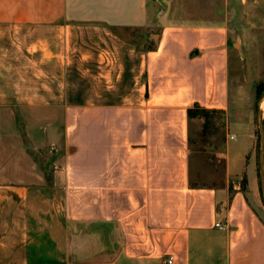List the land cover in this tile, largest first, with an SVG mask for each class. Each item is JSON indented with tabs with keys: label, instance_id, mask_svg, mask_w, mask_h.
<instances>
[{
	"label": "crops",
	"instance_id": "0c3cea01",
	"mask_svg": "<svg viewBox=\"0 0 264 264\" xmlns=\"http://www.w3.org/2000/svg\"><path fill=\"white\" fill-rule=\"evenodd\" d=\"M214 13L197 0H0V264H264L233 122L225 182L189 183L187 109L233 102Z\"/></svg>",
	"mask_w": 264,
	"mask_h": 264
},
{
	"label": "rangeland",
	"instance_id": "374dc122",
	"mask_svg": "<svg viewBox=\"0 0 264 264\" xmlns=\"http://www.w3.org/2000/svg\"><path fill=\"white\" fill-rule=\"evenodd\" d=\"M197 1L212 8L220 21L229 27V76L233 102L229 112H200L189 118V183L221 186L225 182L227 124L231 121L230 125L237 128L234 130L237 138L230 143L237 145L241 142L243 149L248 151L245 163L255 177L256 202L264 217V192L259 170L264 108L258 104L264 98V0ZM82 112L76 111L77 118H82ZM262 164L264 167V151ZM239 182L240 188H245L246 174Z\"/></svg>",
	"mask_w": 264,
	"mask_h": 264
},
{
	"label": "trees",
	"instance_id": "16d2710c",
	"mask_svg": "<svg viewBox=\"0 0 264 264\" xmlns=\"http://www.w3.org/2000/svg\"><path fill=\"white\" fill-rule=\"evenodd\" d=\"M209 111H214V109L212 110H209V109H204V108H199V107H191V108H188L187 109V117L188 119L195 116L196 113H206V112H209ZM194 186V185H192Z\"/></svg>",
	"mask_w": 264,
	"mask_h": 264
},
{
	"label": "water",
	"instance_id": "95a60500",
	"mask_svg": "<svg viewBox=\"0 0 264 264\" xmlns=\"http://www.w3.org/2000/svg\"><path fill=\"white\" fill-rule=\"evenodd\" d=\"M162 1V0H160ZM262 100H259V105L261 103ZM263 151H264V140H262V144H261V154L263 155ZM262 155H261V161H260V166H259V170H260V182H261V187L263 189V192H264V167H263V164H262Z\"/></svg>",
	"mask_w": 264,
	"mask_h": 264
},
{
	"label": "built area",
	"instance_id": "2783aa9c",
	"mask_svg": "<svg viewBox=\"0 0 264 264\" xmlns=\"http://www.w3.org/2000/svg\"><path fill=\"white\" fill-rule=\"evenodd\" d=\"M217 224V223H216ZM173 256L172 255H168L165 259V264H173Z\"/></svg>",
	"mask_w": 264,
	"mask_h": 264
},
{
	"label": "bare ground",
	"instance_id": "6f19581e",
	"mask_svg": "<svg viewBox=\"0 0 264 264\" xmlns=\"http://www.w3.org/2000/svg\"><path fill=\"white\" fill-rule=\"evenodd\" d=\"M260 107H261V109L264 108V98L262 99V101H261V103H260Z\"/></svg>",
	"mask_w": 264,
	"mask_h": 264
}]
</instances>
